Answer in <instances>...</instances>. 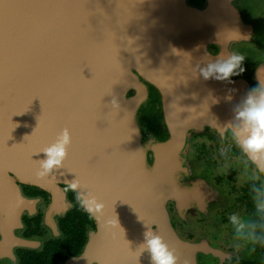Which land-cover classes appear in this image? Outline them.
<instances>
[{
  "label": "water",
  "instance_id": "95a60500",
  "mask_svg": "<svg viewBox=\"0 0 264 264\" xmlns=\"http://www.w3.org/2000/svg\"><path fill=\"white\" fill-rule=\"evenodd\" d=\"M237 1L198 9L189 0H0V227H22L26 184L52 195L54 231L68 186L100 207L86 209L97 230L65 264H156L153 237L175 264H196V246L178 237L167 209L192 194L180 182L188 135L231 130L242 143L250 125L239 113L261 96L246 79L214 70L252 39ZM154 91L169 136L145 143ZM65 130L66 156L44 173Z\"/></svg>",
  "mask_w": 264,
  "mask_h": 264
},
{
  "label": "flooded vegetation",
  "instance_id": "af4514ba",
  "mask_svg": "<svg viewBox=\"0 0 264 264\" xmlns=\"http://www.w3.org/2000/svg\"><path fill=\"white\" fill-rule=\"evenodd\" d=\"M189 1L195 8L205 7L206 0ZM235 6L253 31L249 43L234 46L235 55L244 57L240 65L244 71L238 68V74L229 79H246L251 83L250 90H258L262 95L264 67L260 68L263 75L257 78L259 82H252V77L257 66L264 64V0H238ZM239 45L256 46L253 53L260 56L249 59L244 52L237 53ZM215 51L212 49V53ZM153 95L142 124L145 143L169 136L163 102L158 92L154 91ZM149 156L152 158L151 153ZM183 160L188 174L180 182L188 184L192 194L186 204L170 200L167 209L178 237L196 246L191 252L196 264H264V218L257 213L254 202L255 190L264 186V172L243 150L241 141L231 130L194 131L188 135ZM20 186L31 202L21 217V228L12 224L9 233L0 227V264H40L45 258L50 259V264H65L83 253L97 224L76 192L65 187L66 199L57 208L61 211L57 210V227L53 231L46 222L47 211L53 204L52 195L33 185ZM234 214L244 224L239 230L230 220ZM77 218L86 221L83 233L75 229ZM17 238L33 243L16 245Z\"/></svg>",
  "mask_w": 264,
  "mask_h": 264
},
{
  "label": "clouds",
  "instance_id": "9594fccd",
  "mask_svg": "<svg viewBox=\"0 0 264 264\" xmlns=\"http://www.w3.org/2000/svg\"><path fill=\"white\" fill-rule=\"evenodd\" d=\"M244 57L242 55H233L230 59L222 65L216 66L214 70L223 74L227 78L239 71H244L240 67ZM205 76L210 75V72H205ZM238 74V73H236ZM247 107L239 113L240 117L246 121L250 128L248 135L242 141V148L245 152L251 154L253 162L264 160V94L259 97L249 96L246 101ZM70 143V134L65 130L58 138L56 145L51 149V158L43 162L44 173L51 169L53 164L59 163L60 159L66 156V149ZM259 170L264 172V163L258 165ZM42 173V174H44ZM75 189V186H73ZM254 202L257 213L264 218V186L256 189ZM81 203L87 210H98L100 205L89 197H82ZM233 224L238 225V230L244 227L240 222L238 216L235 214L230 217ZM149 249L153 255L156 264H175V257L173 253L158 237H153L149 240Z\"/></svg>",
  "mask_w": 264,
  "mask_h": 264
},
{
  "label": "rangeland",
  "instance_id": "374dc122",
  "mask_svg": "<svg viewBox=\"0 0 264 264\" xmlns=\"http://www.w3.org/2000/svg\"><path fill=\"white\" fill-rule=\"evenodd\" d=\"M256 46H250L247 48V45H239L236 47V51L237 53L239 52H244L245 53V56L249 59H253V56L254 57H259L260 56V53L256 52L257 54H254L253 53V50L256 49L255 48Z\"/></svg>",
  "mask_w": 264,
  "mask_h": 264
},
{
  "label": "trees",
  "instance_id": "16d2710c",
  "mask_svg": "<svg viewBox=\"0 0 264 264\" xmlns=\"http://www.w3.org/2000/svg\"><path fill=\"white\" fill-rule=\"evenodd\" d=\"M84 214H85V216H88L91 219V216L89 214H87L86 212H84ZM75 220H76V226H77V228H75V229H77L78 233L80 231H82L81 233H83V229H85V227H83V226H85L86 221H82L80 218H77ZM82 242L84 243L83 239H82ZM74 243L75 242H72V244H71L73 247H74ZM80 249L78 251H80ZM44 261H45V263H44ZM40 264H50V259L45 258V259H43V261H41Z\"/></svg>",
  "mask_w": 264,
  "mask_h": 264
}]
</instances>
